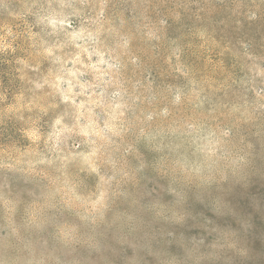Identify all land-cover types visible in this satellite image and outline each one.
Listing matches in <instances>:
<instances>
[{
	"label": "rangeland",
	"instance_id": "obj_1",
	"mask_svg": "<svg viewBox=\"0 0 264 264\" xmlns=\"http://www.w3.org/2000/svg\"><path fill=\"white\" fill-rule=\"evenodd\" d=\"M0 264H264V0H0Z\"/></svg>",
	"mask_w": 264,
	"mask_h": 264
}]
</instances>
